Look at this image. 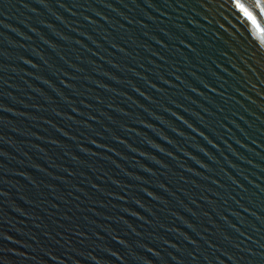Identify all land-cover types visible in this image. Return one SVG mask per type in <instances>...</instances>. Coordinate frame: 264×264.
<instances>
[{"label":"water","instance_id":"obj_1","mask_svg":"<svg viewBox=\"0 0 264 264\" xmlns=\"http://www.w3.org/2000/svg\"><path fill=\"white\" fill-rule=\"evenodd\" d=\"M150 2L0 0V264H264V46Z\"/></svg>","mask_w":264,"mask_h":264},{"label":"snow or ice","instance_id":"obj_2","mask_svg":"<svg viewBox=\"0 0 264 264\" xmlns=\"http://www.w3.org/2000/svg\"><path fill=\"white\" fill-rule=\"evenodd\" d=\"M145 4L147 5V7L152 8L153 5L150 2V0H144ZM163 2L165 4L168 3V0H163ZM207 3L211 4L209 2V0H207ZM224 3L227 5V11H230L233 15L237 16L239 19H241L242 21L245 22V35L248 36L252 41L256 42L257 47L260 46H264V24H262V22H264V0H224ZM59 7H63V5H58ZM178 7H183V5L178 4ZM200 7H204V4H200ZM102 18V17H101ZM231 18V17H230ZM90 22V21H89ZM189 23H191V21H189ZM157 43H159V41H157ZM163 46V45H161ZM185 47H187V45H184ZM25 64H28L27 60L22 61ZM31 67H35V65H30ZM261 71H264L261 69ZM203 87L207 88V85H203ZM135 90V89H134ZM209 91H211V89H208ZM190 91H194V89H190ZM197 95H199V93H196ZM140 95H143L142 93ZM144 99L147 100L148 97L144 96ZM261 99H264V97H262ZM0 110H4L6 111L7 109H0ZM261 111H264V108L261 109ZM175 115V114H173ZM175 119L180 120L179 116H175ZM181 123H183V121H181ZM188 127H190V125H186ZM145 127H147V125H145ZM175 131V130H173ZM192 131H196L194 128H192ZM177 135H179L180 133H176ZM197 135H201L200 133H197ZM161 139H164L163 137H161ZM120 143H123L122 141H118ZM208 143H211V141H206ZM168 143H171L170 141H168ZM153 148H156V145H151ZM212 147H215L214 144L211 145ZM97 147H99V145H97ZM241 147H243V145H241ZM257 147H259V145H257ZM108 151H111V149H108ZM156 151H161L160 148H156ZM200 151H203V149H200ZM205 156H207L208 154L205 152L204 153ZM233 155H235L233 153ZM200 168H204L205 166L203 164H199L198 165ZM231 167V166H230ZM145 171H147V169H144ZM232 183L235 184V181H232ZM238 188L240 187L239 185H236ZM254 187H258L255 186ZM241 191H243V189H241ZM146 195H150L151 199L155 200L156 197L155 196H151V194L146 193ZM254 215V214H253ZM140 217H137V219H139ZM257 219H259V217H257ZM145 223H147V221H145ZM185 227H188L191 229V225H185ZM229 227H232L231 225H229ZM233 231H237L238 235L242 236L244 238V240H248L249 237L245 236L244 233L239 232L237 229L233 228ZM253 231H256V229H253ZM3 239L7 240V236L2 237ZM184 239L189 243L192 244L193 241L189 240L187 236L184 237ZM225 239H228L227 237H225ZM252 243H256L255 240L251 241ZM117 243H122L121 241H117ZM241 243H243V241H241ZM169 247H174V245H169ZM209 247H211V245H209ZM262 250H264V246H262ZM147 251L151 252V249H147ZM112 255H115V253H112ZM153 256H156L157 254L155 252H152ZM248 255L252 256L253 253L251 250H248ZM51 259V257H50ZM116 259H119L118 256H116ZM192 259H195V257H192ZM228 259H232L231 257H228ZM261 259H264V257H261ZM145 264H147V262H145Z\"/></svg>","mask_w":264,"mask_h":264}]
</instances>
